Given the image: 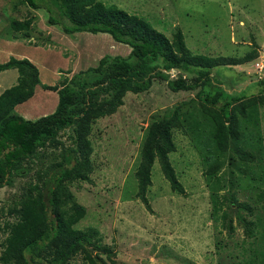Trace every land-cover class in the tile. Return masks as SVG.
I'll list each match as a JSON object with an SVG mask.
<instances>
[{
  "label": "rangeland",
  "instance_id": "obj_1",
  "mask_svg": "<svg viewBox=\"0 0 264 264\" xmlns=\"http://www.w3.org/2000/svg\"><path fill=\"white\" fill-rule=\"evenodd\" d=\"M97 1L142 18L168 38L181 30L193 55L242 58L255 52L252 61L215 68L211 75L232 96L264 92V0ZM48 16L23 0H0V63L10 57L29 59L43 85L59 86L73 74L96 67L104 56L125 58L130 53L128 46L107 34H65L60 26L48 24ZM27 18L33 21L27 38L11 31V21ZM166 74L170 80L178 77L177 71ZM16 78L15 70L1 72L0 93ZM197 91L175 93L165 81L154 79L148 91L126 94L114 115L92 125L88 180L73 181L68 187L86 210L75 228L97 232L95 249L106 264H264V115L259 118L260 141L251 143L245 134L247 145L230 142L216 186L222 205L215 212L213 190L204 175L210 162L204 152L209 136ZM57 101L55 92L39 86L15 112L34 121L51 114ZM175 109L180 124L173 129L176 149L168 157L184 194L170 189L155 161L146 207L137 197L134 176L139 150L148 125ZM70 136L65 131L59 136L62 144L39 150L26 163V172L0 189V255L7 236L4 223L15 218L8 210L30 184H41L56 173L73 147ZM240 146L253 155L252 160L236 154ZM71 264H83L81 256L76 255Z\"/></svg>",
  "mask_w": 264,
  "mask_h": 264
},
{
  "label": "trees",
  "instance_id": "obj_2",
  "mask_svg": "<svg viewBox=\"0 0 264 264\" xmlns=\"http://www.w3.org/2000/svg\"><path fill=\"white\" fill-rule=\"evenodd\" d=\"M23 1L32 10H45L49 15L48 24L60 26L65 34H107L114 42L128 46L130 53L125 58L104 56L96 67L73 74L59 86L43 85L38 68L26 58L10 57L0 63V73L17 72L16 83L0 93V189L25 173L26 163L39 150L62 144L59 136L63 132H71L73 143L57 165L56 173L41 184H30L8 210L9 216L15 218L4 223L7 236L0 264H71L76 255L81 256L83 264H106L95 249L97 232L75 228L86 216V210L74 200L68 185L76 180H88L92 125L114 115L123 105L126 94L148 91L154 79L165 81L175 93L198 89L196 96L201 102L209 136L204 152L206 162H210L204 175L213 190L214 211L220 210L222 203L218 201L216 186L220 182L221 160L230 142L236 146L249 143L245 134L251 143L260 141L259 118L264 115V92L250 97L232 96L214 82L211 71L246 64L255 59L256 53L242 58L193 55L185 45L181 30L177 29L168 38L142 18L97 0ZM32 22L31 18L13 20L9 27L27 38ZM170 71H177L178 77L170 80L166 74ZM39 86L57 94V105L51 114L34 121L26 120L16 114L15 108L31 99ZM179 124V110L175 109L170 115L151 122L146 129L134 174L137 197L146 207L155 161L170 189L184 194L168 157L175 152L172 132ZM236 154L245 161L253 158L242 146L236 148ZM249 227L248 223L246 229Z\"/></svg>",
  "mask_w": 264,
  "mask_h": 264
},
{
  "label": "crops",
  "instance_id": "obj_3",
  "mask_svg": "<svg viewBox=\"0 0 264 264\" xmlns=\"http://www.w3.org/2000/svg\"><path fill=\"white\" fill-rule=\"evenodd\" d=\"M28 60H29V59H28ZM32 62H33V61H32ZM29 100H30V99H29ZM29 100H28V101H29Z\"/></svg>",
  "mask_w": 264,
  "mask_h": 264
}]
</instances>
